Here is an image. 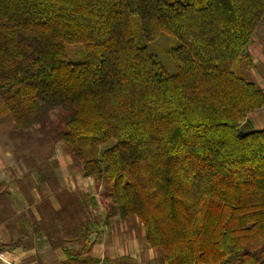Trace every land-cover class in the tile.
<instances>
[{"label": "trees", "instance_id": "1", "mask_svg": "<svg viewBox=\"0 0 264 264\" xmlns=\"http://www.w3.org/2000/svg\"><path fill=\"white\" fill-rule=\"evenodd\" d=\"M263 20L264 0H0V118L61 141L160 264H264V130L241 131Z\"/></svg>", "mask_w": 264, "mask_h": 264}, {"label": "rangeland", "instance_id": "2", "mask_svg": "<svg viewBox=\"0 0 264 264\" xmlns=\"http://www.w3.org/2000/svg\"><path fill=\"white\" fill-rule=\"evenodd\" d=\"M256 44V48L252 46ZM251 46L259 62L264 64V20L259 25ZM79 48V45L68 47L69 60L83 59L84 53L77 52ZM168 48L167 37L163 36L149 44L150 51L159 56L167 72L172 74L174 66L166 54ZM255 70L258 72L256 67ZM1 107L0 100V109ZM12 124L9 116L0 118V263H4L2 260L6 262L8 252H15L18 243L25 246L31 242L27 239L30 232H42L50 228L54 230L50 225L49 228L45 226L37 215H44L49 205L50 211L45 214L51 219L61 221L58 214L64 215L62 222L70 219L68 211L67 214L62 211L59 200L66 202L68 207L76 202L77 207L71 209L75 214L73 220L82 218L86 221L87 218L95 217L97 225L108 222L109 226L102 229L100 239L103 236L104 239L110 237L112 240L123 229L122 237L129 238L134 234L136 238L145 240L142 237L145 230L137 220L123 221L126 223L121 224V227L117 222L115 224L116 217L107 220L108 209L102 198L103 188L97 189L92 178L83 176L81 168L66 154L61 141L38 131L15 134ZM90 199H94L95 206ZM46 202L49 203L48 208ZM64 225L62 223L61 230H66ZM93 230L96 231L95 228ZM114 242L117 243V240L111 241V245Z\"/></svg>", "mask_w": 264, "mask_h": 264}, {"label": "crops", "instance_id": "3", "mask_svg": "<svg viewBox=\"0 0 264 264\" xmlns=\"http://www.w3.org/2000/svg\"><path fill=\"white\" fill-rule=\"evenodd\" d=\"M252 46L256 48L257 44ZM252 46L249 48V52L258 71L256 72L257 81L264 91V64L259 62V59H257L256 54L253 52ZM258 130H264V106L252 113L241 125V131L244 134ZM79 192L84 194L82 191ZM79 196L82 195L79 194ZM84 197H87V195ZM64 203L66 204V202L62 201L61 203L60 201L61 209ZM48 205L49 203H47V208ZM50 206L46 210L47 212L50 211ZM73 207H77L76 202L68 207V212L70 213L67 216H70V219H66V222L51 219L45 214L46 211L44 215L38 213V219L45 226H48V228L49 225H53L52 228L54 230L50 228V230L45 229L42 232H30L27 239L31 240V242L25 246L22 243H18L15 252H8L5 259L6 262L3 260L2 262L5 264H76L70 263V258L71 256L80 255L87 257L88 263L86 264H160L157 254L146 246L145 240L142 241V239L136 238L132 233V237H122L124 233L123 229H120L117 236L113 237L112 240H110V237L104 239L103 236L100 239L102 229H106L109 226L108 222L97 225L94 215V218H87L86 221H83L82 218L73 220L72 218L75 216L71 212ZM38 219L36 220L38 221ZM115 220V224L117 222V225H120V227L122 226L121 224L126 223L120 221L117 217ZM62 223H65L64 227L66 230H61ZM85 227L87 231L82 230ZM93 228L96 229L95 232ZM144 236L142 232V237L144 238ZM21 237L24 239L23 236ZM70 239H75V241L68 242ZM114 240H117V243L114 242V245H111V241Z\"/></svg>", "mask_w": 264, "mask_h": 264}]
</instances>
